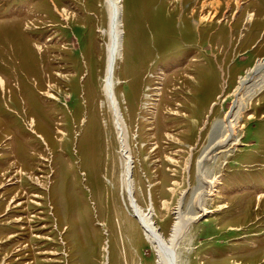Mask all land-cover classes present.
<instances>
[{
  "label": "rangeland",
  "instance_id": "1",
  "mask_svg": "<svg viewBox=\"0 0 264 264\" xmlns=\"http://www.w3.org/2000/svg\"><path fill=\"white\" fill-rule=\"evenodd\" d=\"M117 1L137 206L166 238L198 218L179 264H264V0ZM107 4L0 0V264H158L122 181ZM253 76L209 193L199 162Z\"/></svg>",
  "mask_w": 264,
  "mask_h": 264
},
{
  "label": "bare ground",
  "instance_id": "2",
  "mask_svg": "<svg viewBox=\"0 0 264 264\" xmlns=\"http://www.w3.org/2000/svg\"><path fill=\"white\" fill-rule=\"evenodd\" d=\"M107 5L109 8L110 15V38L111 42L108 46V65H107V73L105 77V93L108 98V102L110 104V108L114 113L116 127L118 131V135L120 138L121 144V155L124 160V172L122 174V181L124 189L128 195V200L130 202V206L133 211L134 217L137 219L140 226L143 228L145 236L150 244L153 245L157 256H158V264H179L180 259V249L182 241L185 239L189 232V228L191 224H193L198 218H188L182 214L181 209H178V221L171 231V235L169 238H166L165 235L160 233L158 229L155 227L151 220V215L146 214L142 211L140 206H137L136 200L134 197V185L132 179V166H133V158L130 153L129 144L127 142V129L124 126V120L119 110V106L117 100L115 98V66L116 62L120 57L122 52V44H123V31H122V8L121 2L117 0H107ZM219 5V3H212L210 6ZM206 7V4L203 5V8ZM258 74L264 72V62L259 66ZM255 77L248 78L242 82V87L239 93L237 94V101L234 104L233 111L228 116V119L223 123L224 131L219 136L218 140L214 142V145L205 151L201 160L199 162V174L200 178L203 181V184L208 185L210 188L209 193H213L214 188L216 186L217 180H210L206 178V164L214 159V154L217 151H224L230 144L233 145L237 136V118L239 114V110L244 108L242 102V94L245 90H247V86L251 82H255ZM253 82V83H254ZM237 142H235V145ZM208 175V174H207ZM215 179V178H214ZM203 192V191H202ZM206 194L198 195V203L202 209L206 213L205 207H203L204 199ZM182 205V201L180 203ZM179 204V205H180ZM182 207V206H181Z\"/></svg>",
  "mask_w": 264,
  "mask_h": 264
}]
</instances>
